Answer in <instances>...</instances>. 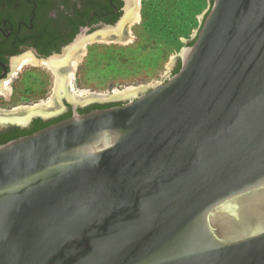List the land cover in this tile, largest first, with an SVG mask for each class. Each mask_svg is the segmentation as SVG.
<instances>
[{"label": "water", "instance_id": "obj_1", "mask_svg": "<svg viewBox=\"0 0 264 264\" xmlns=\"http://www.w3.org/2000/svg\"><path fill=\"white\" fill-rule=\"evenodd\" d=\"M200 20L176 73L0 145V264H264V0Z\"/></svg>", "mask_w": 264, "mask_h": 264}, {"label": "flooded vegetation", "instance_id": "obj_2", "mask_svg": "<svg viewBox=\"0 0 264 264\" xmlns=\"http://www.w3.org/2000/svg\"><path fill=\"white\" fill-rule=\"evenodd\" d=\"M135 2L0 0V145L65 120L74 111L82 114L120 104L80 105L69 94L74 92L69 89L68 79H62L61 95H54L52 105H48L52 96L48 93L55 92L54 75H41L44 79L35 83V76L25 73V69L42 65L48 68V64L67 59L64 57L73 51L79 53L89 37H112L111 32L119 28L121 37H125L133 8L135 13L138 11ZM15 93L22 94L17 97Z\"/></svg>", "mask_w": 264, "mask_h": 264}, {"label": "rangeland", "instance_id": "obj_3", "mask_svg": "<svg viewBox=\"0 0 264 264\" xmlns=\"http://www.w3.org/2000/svg\"><path fill=\"white\" fill-rule=\"evenodd\" d=\"M135 4L137 17L128 26L126 40L82 45L73 79L67 81L71 92L111 93L163 81L173 71L170 61L189 45L209 6L208 0H136ZM48 68L27 66L25 73L35 76L37 83L44 79L41 75H54Z\"/></svg>", "mask_w": 264, "mask_h": 264}, {"label": "bare ground", "instance_id": "obj_4", "mask_svg": "<svg viewBox=\"0 0 264 264\" xmlns=\"http://www.w3.org/2000/svg\"><path fill=\"white\" fill-rule=\"evenodd\" d=\"M136 17H137V13H135L134 19H136ZM121 29L122 28H119L118 30L116 29V30L111 32V34L114 35V36H112V38L114 40H119V41L126 40L124 37H121ZM102 36H104V35H102ZM100 39H107V38L103 37ZM82 51H79V53H77V51H73L69 54V56L64 57L67 59L61 60V62L59 60H58L59 62L56 60L54 63L47 65V67L50 68V71L54 74V77H55L54 81H55V85H56V87H55L56 90L54 89L55 92L52 94L50 99L47 100L46 104L52 105L51 103L53 101V96L55 95V96L59 97V95H61V93H59V91L62 89V87H61L62 86V79H68V80L73 79L74 72L76 69L77 60H78L79 56L81 55ZM64 83H65V81H64ZM64 83H63V85H64ZM135 91H136V88H129V87L127 89H125L124 91L118 92L117 90H114L111 93H101V94L91 93L90 91L89 92L88 91L87 92L86 91H79L78 93H73L71 97H72V100H74V101L76 100L77 102H80V103H86V102H89V101H92L95 99H107L109 97H111V98L127 97V96L135 94ZM48 109L52 110L53 108H48Z\"/></svg>", "mask_w": 264, "mask_h": 264}, {"label": "trees", "instance_id": "obj_5", "mask_svg": "<svg viewBox=\"0 0 264 264\" xmlns=\"http://www.w3.org/2000/svg\"><path fill=\"white\" fill-rule=\"evenodd\" d=\"M191 44V42L189 43V45ZM180 65H178L177 69L174 70L173 74L176 73L179 69Z\"/></svg>", "mask_w": 264, "mask_h": 264}]
</instances>
